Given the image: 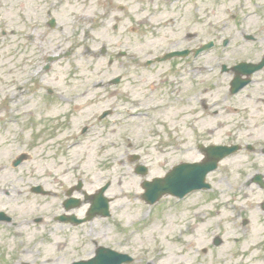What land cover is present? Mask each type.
Here are the masks:
<instances>
[{
  "label": "flooded vegetation",
  "instance_id": "flooded-vegetation-1",
  "mask_svg": "<svg viewBox=\"0 0 264 264\" xmlns=\"http://www.w3.org/2000/svg\"><path fill=\"white\" fill-rule=\"evenodd\" d=\"M2 1L8 5L10 18L7 29L3 21L0 23L1 35L4 38L8 36L7 44L2 43L0 46L10 51L11 79L9 97L4 99V102L0 101V113L3 110H7V113L11 109L15 112L22 111L31 105L34 92L44 88V82H52L56 89L62 82L64 86L60 91L47 88L44 99L48 106H65L64 122L69 120V124L64 130H69L67 134L70 136L67 140L72 142L79 139L72 133L74 128H69L74 119L78 122L80 119L85 120L86 123L80 127L82 135L94 131L95 122L105 127L109 120L116 125L114 117L123 113L141 119L151 116L155 120L154 114L172 112L173 128L176 129H180L178 126L182 123L187 129H197L206 123L214 124L213 119L214 128L211 131L208 130L210 128L204 130L209 135H215V131L217 133L230 129L232 132L228 133V136L233 135L234 140L228 144L205 145L203 139H199L196 147L200 159L191 162L202 161L207 147H236V153L223 160L217 172L223 168L225 161L241 153L245 154L246 158L243 154L240 155L235 169L248 173L244 176V173L237 172L240 177L244 176L246 179L243 188L247 191L246 199L249 198L248 191L255 197L261 194L257 204L247 203V206L257 208L264 215V197H261L264 196V148H256L257 145H263L260 138L253 140V131L264 130V49L260 46L264 38L259 36L264 31V26L257 28L259 22L250 21L251 16H255L254 13L238 17V11L233 15H230L231 11H223V17L229 20L218 24L216 19L222 18L217 16L218 12L211 15L202 12L203 19L198 4L189 11L199 19L193 22L188 18L187 10H182V6L177 8L183 1L188 0H175L177 6L175 5L174 11L179 10V22L172 18V0H0V3ZM259 15L257 16L261 18ZM177 24L180 27L185 24L188 31L198 29L194 28V25L199 24L204 28L193 34L187 31L184 37L172 39V26ZM245 29L251 33L248 34ZM99 31H104L116 42L106 45L103 43L97 53L96 47L100 42L96 33ZM230 33L233 38L225 41L223 34ZM238 33L243 35L246 46L254 48L251 51L252 58L241 61H238L237 57L234 58L236 52L239 55L237 49L242 46L237 44L238 48L231 50ZM82 50L85 55L91 56L90 60H86L90 63L88 67H94L96 61L103 57L108 63V71L105 74L109 75L117 68L121 74L106 76L103 79L99 76V80L94 82L87 78L83 82L92 85H85L84 91L78 90L76 83L83 77L78 73ZM210 55H214L211 63ZM242 64L249 66L240 68ZM259 66L261 67L258 69ZM68 67L72 69L65 79L64 71ZM216 76L222 81L220 91L208 92L210 87L205 80ZM243 82H246V85L241 87ZM7 103L11 104V109H7ZM75 114L79 116L76 117ZM3 119L0 117V153L2 144L4 152L11 147L12 159L7 166H0V180L16 178V183L23 186L18 189V194L25 193L27 188L33 193V182L37 178L36 173L28 167L32 162V141L24 137H16L17 142L13 140L9 128L2 123ZM23 125L25 128V123ZM32 126L31 121L30 130ZM198 130L203 131L202 128ZM104 131L106 135L110 132ZM8 132L10 141L14 143L12 145L6 139ZM24 132L26 128L21 134ZM1 137L5 139L2 141ZM18 146H26L28 151L13 153ZM248 154L250 157L255 154V158H250ZM258 156L261 158L258 159ZM19 169L21 171H18ZM222 171L226 173L227 166ZM213 174L215 173L211 175ZM44 178L42 176L39 179ZM80 182L81 179L65 192L59 204L60 213L52 217L55 226H51V230L54 233L56 225L58 226L57 234H54L55 242L50 241L52 238L49 240V236L53 234L45 229L49 224H45L43 217L23 219L21 222L26 224H20L13 217H2L0 210V234L2 232L7 235H0V264H32L33 260L29 262L23 258L33 255H38L37 259L47 257V252L61 259V264H90V261L96 258L101 261L105 258L109 263L118 264L119 259L109 256V250L124 255L130 254L125 250L127 247L124 242L118 241L114 246L108 236L94 233L91 227L93 223L106 219L87 221L92 195L83 191L85 184ZM209 190H212V185ZM231 190L236 192L240 191V188ZM9 191L2 192L10 198ZM74 198L82 199V203L80 201V205L67 211V206H74V203L68 201ZM56 209H53L54 213ZM242 210V207L234 210L232 224H237V221L243 218ZM30 224L36 225L37 228L45 227L44 235L28 241L20 228ZM248 224V220L242 223L244 227ZM217 237L219 235L213 239V246L219 240ZM236 241L239 239L236 238ZM132 257L130 263L125 261L121 264L137 263L138 260ZM44 262L42 264H47Z\"/></svg>",
  "mask_w": 264,
  "mask_h": 264
},
{
  "label": "rangeland",
  "instance_id": "rangeland-1",
  "mask_svg": "<svg viewBox=\"0 0 264 264\" xmlns=\"http://www.w3.org/2000/svg\"><path fill=\"white\" fill-rule=\"evenodd\" d=\"M172 2V18H176L179 22V10H176L178 12L174 11L177 2L175 0ZM196 4L200 7L202 18L203 13L208 12V15H211L213 12H218L217 16L222 17L216 19L219 21L218 24L229 20L223 17V11H231L230 15L238 11L239 14L236 13L238 17L246 16L247 13H254L255 16L260 14L261 18L251 16L250 21L255 23L258 21L257 28L264 26V0H188L183 1L177 8L182 6V10L188 11V18L196 22L199 19L192 12L189 13ZM185 6L187 7L185 8ZM9 18L8 5L2 1L0 3V23L3 21L6 29ZM195 27L198 29L188 31L185 29V24L182 27L179 24L175 27L172 26V39L184 37L187 31L193 34L204 28L201 24L194 25ZM245 30L248 31V34L251 33L249 30ZM1 33L2 30H0V44H7L8 36L4 38ZM240 33L237 34L231 49H237V44H242L237 49L239 55L236 52L234 56L238 61L252 58L251 51L254 50L253 47L246 46V40ZM96 34L98 42H100V45L96 47L97 53L103 43L106 45L116 42L104 31H99ZM259 36L264 38V31ZM223 37L226 41L228 38H233V35L232 33L223 34ZM104 39L109 41L106 42ZM260 46L264 49V42ZM80 56L78 73L83 77L80 82L76 83L78 90L84 91L85 85H92L83 82L87 78L94 82L99 80V76L103 79L106 76L121 74L118 68L112 70L109 75L105 74L108 71V63L103 57L96 61L94 67H88L90 63L86 60H90L91 56L85 55L83 50L80 51ZM213 56L210 55L209 63L214 59ZM9 60L10 51L0 46V101L2 102L9 97L11 79ZM71 69V67L65 69V79ZM49 77L51 79V74ZM54 80L57 79L54 78ZM205 82L210 87L208 92L213 93L219 90L222 83L218 76L206 78ZM43 84L42 90L34 92L29 107L15 112L11 109V104L7 103V109L11 110L7 113V110H3L0 113V117L4 118L2 123L9 128L13 140L17 142L16 137H24L30 139V142L32 141V162L28 167L36 173L37 180L34 179L33 185L45 184V189L53 194L50 196L35 195L29 192V188L24 191L25 193L18 194L20 191L18 189L23 186L16 183V178L0 180L2 191L12 190L9 191L10 198L4 196L0 191V210L2 212H6L20 224H26L21 222L23 219L39 217H43L45 224H49L46 228H37L33 224L22 225L20 231L25 234L28 241H33L44 235V228L53 234L52 237L49 236V240L52 238L50 241H56L54 234H57L58 226L56 225L57 229L54 233L51 230V226H55L52 217L54 214L60 213L59 204L64 198L65 192L81 179L85 184L84 190L90 194L99 191L107 184L110 185L105 196L111 199V218L96 221L91 227L96 235L108 236L114 246L118 241L124 242L127 247L125 250L134 254L138 260L135 264H264V215L257 208L247 206V203L257 204L256 201L259 200L261 194H258L259 197H255L248 191L249 198L246 199L247 191L243 188L246 181L244 176L248 173L241 171L244 176L240 177L238 175L240 171L235 169L236 161L243 153L225 161L223 168L227 166L226 173L221 168L220 171L209 177L208 182L212 185V190L207 193H194L177 203V207L173 205L176 200L172 197H164L154 206L147 205L142 199L144 182L164 177L177 164L199 160L200 154L196 147L199 139H203L205 145L231 143L234 137L233 135L228 136V133L232 132L230 129H224L217 133L215 131V135H209L204 128H210L208 130L211 131L215 124L213 119L214 124L206 123L203 127L199 126L203 130L199 131V128L187 129L184 123L178 126L180 129L173 128L172 112L154 114L155 120L151 116L141 119L123 113V115L114 117L116 125H113L114 122L109 120L105 127L97 125L98 123L95 122V130L85 135L81 134L80 129L82 124L86 123L85 120L80 119L78 122L74 119L69 128H74L72 133L79 139L72 142L67 140L70 136L67 134L69 130H64L69 124V120L64 122L63 110L65 106L59 104L48 106L44 99L47 88L60 91L64 84L61 82L60 86L57 85L58 89L52 82ZM74 116L78 117L79 114ZM31 121L33 122L32 130L29 129ZM22 122L25 123L26 128L24 134H21L25 130ZM104 130H110L108 135ZM10 132L7 133L6 139L12 145L14 143L10 141ZM253 132V140L257 141L260 138L263 144L260 147L257 145L256 148L263 149L264 130ZM197 135H201V137ZM4 139L1 137L2 141ZM1 148L0 166H7L12 159L10 156L12 154L10 153L11 147L6 146L9 149H5V152L3 144ZM20 151L28 150L26 146H18V149L13 153ZM248 155L250 157V154ZM134 156H137L138 160L131 162ZM242 156L246 158L245 154ZM250 158H255V154H252ZM138 165L147 168V176L143 177L135 173ZM249 173L251 175V170ZM42 176L45 178L40 180L39 178ZM237 187L240 188V191L231 190V188ZM241 207L244 219L237 221V224H232L234 210ZM55 208L57 209L54 213L53 209ZM244 220L249 221L247 227L242 225ZM86 227L89 228V226ZM0 235L7 236L2 232ZM218 235L221 236L222 244L215 247L212 243L214 237ZM236 238L239 239L238 242ZM47 254V257L37 259L38 255H33L24 257L23 260H33L32 264H42L43 261L47 264L63 262L51 252H47ZM46 258L48 260H45Z\"/></svg>",
  "mask_w": 264,
  "mask_h": 264
},
{
  "label": "water",
  "instance_id": "water-1",
  "mask_svg": "<svg viewBox=\"0 0 264 264\" xmlns=\"http://www.w3.org/2000/svg\"><path fill=\"white\" fill-rule=\"evenodd\" d=\"M231 151L227 149H220L214 153V150H210L212 159L206 161L201 165H184L177 168L173 173L171 172L164 179H156L152 183H146L144 188L146 194L144 199L149 204H154L159 201L165 195H175L183 198L187 193L206 187L204 184V178L206 174L217 167L218 160L223 156L229 154ZM107 187L103 188L101 193L96 196L95 204L92 208V213L96 214L98 210H103V215L108 216L109 212L107 200L104 199L103 194Z\"/></svg>",
  "mask_w": 264,
  "mask_h": 264
}]
</instances>
